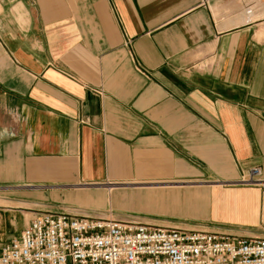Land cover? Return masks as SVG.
<instances>
[{"label": "crops", "instance_id": "0c3cea01", "mask_svg": "<svg viewBox=\"0 0 264 264\" xmlns=\"http://www.w3.org/2000/svg\"><path fill=\"white\" fill-rule=\"evenodd\" d=\"M255 168L264 0H0V250L107 206L264 240Z\"/></svg>", "mask_w": 264, "mask_h": 264}, {"label": "built area", "instance_id": "2783aa9c", "mask_svg": "<svg viewBox=\"0 0 264 264\" xmlns=\"http://www.w3.org/2000/svg\"><path fill=\"white\" fill-rule=\"evenodd\" d=\"M246 184L264 188L259 169ZM0 264H264V240L156 228L132 216L43 214L1 248Z\"/></svg>", "mask_w": 264, "mask_h": 264}, {"label": "rangeland", "instance_id": "374dc122", "mask_svg": "<svg viewBox=\"0 0 264 264\" xmlns=\"http://www.w3.org/2000/svg\"><path fill=\"white\" fill-rule=\"evenodd\" d=\"M248 185V184H247ZM253 186L255 185L256 186V184H252ZM252 185H250V186H252ZM107 204V203H106ZM107 213H105V214H102L100 217H102V218H104V219H106V220H111V221H118V220H120V219H116L118 216H116V214L118 213L117 211H121L120 209H115L114 208V211H116V212H113L112 214H110V212H112V208H110V206H107ZM123 210V209H122ZM124 211H126V210H124ZM123 212V211H122ZM126 212H129L130 213V211H126ZM134 212L137 214L138 213V211H135L134 210ZM134 212H132V213H134ZM135 214V215H136ZM138 220V219H137ZM139 221V220H138Z\"/></svg>", "mask_w": 264, "mask_h": 264}]
</instances>
